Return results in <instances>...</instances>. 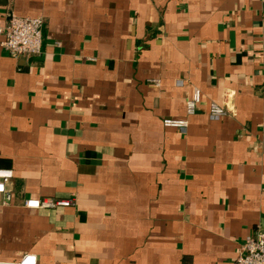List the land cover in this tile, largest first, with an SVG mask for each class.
Segmentation results:
<instances>
[{
	"label": "crops",
	"instance_id": "0c3cea01",
	"mask_svg": "<svg viewBox=\"0 0 264 264\" xmlns=\"http://www.w3.org/2000/svg\"><path fill=\"white\" fill-rule=\"evenodd\" d=\"M11 16L44 25L39 55L0 47V264H231L264 230V0H0Z\"/></svg>",
	"mask_w": 264,
	"mask_h": 264
},
{
	"label": "built area",
	"instance_id": "2783aa9c",
	"mask_svg": "<svg viewBox=\"0 0 264 264\" xmlns=\"http://www.w3.org/2000/svg\"><path fill=\"white\" fill-rule=\"evenodd\" d=\"M44 19L41 16L20 17L11 16L8 21L0 26V47L11 57H32L39 55L42 45V30ZM200 101V90L195 88L185 101L187 115L195 113ZM209 115L219 118L226 115L223 106L211 103ZM163 124L175 127L184 132L188 126L187 119L165 118ZM11 169L0 168V195L3 203L11 201V193L7 190V183L12 179ZM22 205L30 209H55L57 207H69L74 205L72 198L41 197L23 198ZM10 264H36V256L24 254ZM231 264H264V230L256 229L247 236L236 248V255Z\"/></svg>",
	"mask_w": 264,
	"mask_h": 264
}]
</instances>
